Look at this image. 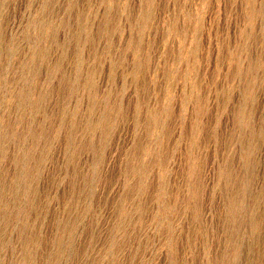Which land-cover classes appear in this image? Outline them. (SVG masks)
<instances>
[{
	"label": "rangeland",
	"instance_id": "obj_1",
	"mask_svg": "<svg viewBox=\"0 0 264 264\" xmlns=\"http://www.w3.org/2000/svg\"><path fill=\"white\" fill-rule=\"evenodd\" d=\"M252 9L264 0H0V264H224L236 242L237 264H264Z\"/></svg>",
	"mask_w": 264,
	"mask_h": 264
},
{
	"label": "bare ground",
	"instance_id": "obj_2",
	"mask_svg": "<svg viewBox=\"0 0 264 264\" xmlns=\"http://www.w3.org/2000/svg\"><path fill=\"white\" fill-rule=\"evenodd\" d=\"M252 11L257 15V14H260V16L264 17V12L263 10H255V9H252ZM147 14H148V11H144L143 15H142V20H141V26H144L147 22ZM259 16V15H258ZM107 20H111V17H108ZM236 59H238L237 56H235ZM262 63V62H261ZM259 64V68L260 66L262 67V70H264V63L262 64ZM142 66L141 64L139 65V67ZM257 66V65H256ZM254 66L252 65L251 66V70H254ZM237 73L238 74H243V70L241 68H238L237 70ZM255 84V83H254ZM252 83H250V85L248 86V90L246 92V100H250L252 98ZM254 95V94H253ZM154 119L155 120H158V114H154ZM239 121V125L241 124H244L246 127H244L243 129L246 130L248 132V135L245 136L244 138V150H243V161H244V164H245V169L246 171H248L249 174H251L252 170H253V167H254V164H255V161H254V154H255V144L253 142L249 143V144H246L245 141L247 140H252V137H254L256 135V133L254 134L253 133V130L251 131V129L248 128L249 124H250V117H244L242 118L241 120L239 119V116H238V120ZM98 125H101L100 123H93V122H90V127H96ZM106 126V125H105ZM167 128L165 127L164 128V132H167ZM35 135L37 136H40L38 133H34ZM84 145H88L89 148L91 149H96V144H95V141L93 140V138H90L88 139V141H85L83 142ZM79 148V147H78ZM76 148L72 154L70 155L71 158L73 159L76 155V150L78 149ZM230 174L231 172L229 171L228 168H225L223 171H222V175L224 177H226L227 179L230 177ZM246 176V175H245ZM250 180V176H246V177H242V179H240V183L239 185L237 184L235 186V192H236V198H235V201L233 204L230 205V208H229V212L230 213V216H229V222H230V231L233 232V236H237V238L239 237V240L241 242V234H242V227L240 224H238V221L240 220L239 216L237 213H235V211H241V212H245L246 208H247V205L246 204V201H247V197L250 195L252 198H254V196L250 193V190L248 188V181ZM160 194H162V191L160 192ZM249 198V197H248ZM169 223V222H168ZM171 225V224H170ZM170 229V228H169ZM73 230V226L70 225L67 229V232L70 234ZM170 231V230H169ZM132 237V236H131ZM31 241V240H30ZM118 241V240H117ZM120 241V240H119ZM233 241V239H232ZM115 242V243H114ZM112 244H110V248L112 247H116L118 246L117 242L114 241ZM120 244V243H119ZM233 244V243H232ZM234 245V244H233ZM231 245L232 247H230L229 249L230 250H233L232 254H229V251H227L224 255H222V258L221 260L224 261V264H237L238 262H240V258H241V246H242V243L239 244L236 242V244L233 246ZM109 248V249H110ZM122 248V247H121ZM226 249V248H225ZM111 250V249H110ZM109 250V251H110ZM108 251V250H107ZM106 251V252H107ZM109 253V252H108ZM28 257V256H27ZM111 258H112V255H111Z\"/></svg>",
	"mask_w": 264,
	"mask_h": 264
}]
</instances>
